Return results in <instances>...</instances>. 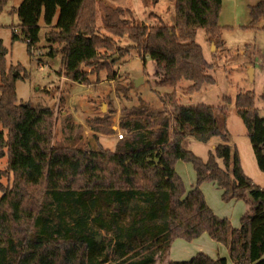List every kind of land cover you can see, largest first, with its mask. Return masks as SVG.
Segmentation results:
<instances>
[{
    "label": "trees",
    "instance_id": "trees-1",
    "mask_svg": "<svg viewBox=\"0 0 264 264\" xmlns=\"http://www.w3.org/2000/svg\"><path fill=\"white\" fill-rule=\"evenodd\" d=\"M172 1L173 24L155 15L156 22L149 25L135 20L129 9L102 0H23L11 11L20 21L12 29L13 39L23 38L33 56L42 19L50 28L49 57L61 55L58 76L89 85L90 76L103 71L108 79L116 78L114 55L107 56L116 44L101 34L104 30L126 37L140 58L152 61L158 86L175 89L186 80L191 82L186 94L192 95L215 84L210 74L214 65L206 61L195 36L202 29L218 51L225 48L219 26L222 2ZM7 2L0 0V14ZM248 11L255 26L264 19V0ZM119 51L123 57L127 49ZM6 54L0 41V159H6L0 169V264H156L174 241L191 243L204 234L228 248L233 264H264V189L245 175L238 151L229 145L225 123L230 98L218 109L187 106L173 92L161 96V112L139 98L137 106L122 112V139L114 151L98 142L82 147L68 118L63 123L68 133L55 144V110L19 102L20 67L8 68ZM123 90L127 95V87ZM234 106L264 173V118L255 97L240 92ZM104 128L113 132L111 125ZM187 137L200 143L218 138L220 144L202 160L183 148ZM90 139L97 140L95 135ZM177 162L191 164L195 172L196 184L188 191L175 171ZM10 177L5 185L3 178ZM204 183L222 190L223 202L246 204L238 228L214 214L200 189ZM169 264L227 260L200 252Z\"/></svg>",
    "mask_w": 264,
    "mask_h": 264
},
{
    "label": "rangeland",
    "instance_id": "rangeland-1",
    "mask_svg": "<svg viewBox=\"0 0 264 264\" xmlns=\"http://www.w3.org/2000/svg\"><path fill=\"white\" fill-rule=\"evenodd\" d=\"M22 1L8 0L4 11L0 14V41L7 50L5 59L8 68L20 67V77L16 82L19 102L28 103L32 108L44 107L55 110V144L62 141L68 133L63 129L64 119L68 118L72 120V136L80 138V142L77 141V143L82 147L85 148L84 144L90 141V146L94 147L98 142L105 150L114 151L119 134H123L118 127L122 112L124 109L130 110L137 106L139 98L156 112H161L163 109L161 96L173 92H176L181 104L187 106L207 105L218 109L225 105L224 98H230L231 103L227 105L225 123L230 134L229 145L238 151L245 175L255 185L264 189V173L257 167L246 128L234 106L237 94L250 92L255 97L259 116L264 118V19L255 26H251L248 11L249 6L254 5L258 0H221L219 26L225 46L223 50L218 51L210 43L204 30L197 31L195 42L202 47L206 61L214 65L210 74L214 77L215 84L204 86L201 92L192 95L186 94L191 84L186 80L181 81L175 89L158 86L155 83L152 61L148 57L140 58L137 51L130 47L126 37H112L104 30L101 34L111 37L116 44L114 51L107 53V56L114 55L112 60L115 64L111 69L116 73L115 80L108 79L107 71L90 76L89 85L59 77L57 72L61 66V55L49 57L51 47L47 34L50 28L43 23L42 19L39 21V43L35 47L33 56L28 54L23 38L13 39L12 29L17 28L20 21L16 13L11 11L16 9ZM102 1L106 5L129 9L133 18L139 22L150 25L156 22L154 16L157 15L168 24H173L172 0ZM56 20L57 17L53 26ZM120 49H127L123 51V57H119ZM101 52L104 51L101 50ZM124 87L128 89L127 95L122 92ZM165 112L170 115L172 109L167 107ZM219 124L223 125L220 119ZM106 125H111L112 133L104 128ZM96 128H102V131H97L95 134ZM93 135L97 140L90 139ZM218 144H220L218 138H213L208 143H200L192 137H187L182 146L202 160H206L208 153ZM5 165L6 159H0V169H4ZM188 165L189 171L185 170L182 173L187 191L194 184V170L191 164ZM2 182L5 185L10 184L11 177L3 178ZM203 186L205 187L203 195L214 214L220 218H226L233 228H238L242 216L248 209L246 204L243 201H240L238 205L225 203L221 199L222 190L216 185L206 183ZM220 246H223L227 252L224 251L225 255L217 257L227 258L228 264H233L229 259L228 248L221 244ZM209 248L207 246L206 253H209ZM181 251L182 258H174L175 253L179 254L178 245L175 244L170 253H167L163 260L158 259L156 264H168L171 261L186 262L190 259L189 255L197 253L196 245L185 246L184 249L181 248ZM210 255L214 257L213 250L210 251Z\"/></svg>",
    "mask_w": 264,
    "mask_h": 264
},
{
    "label": "crops",
    "instance_id": "crops-1",
    "mask_svg": "<svg viewBox=\"0 0 264 264\" xmlns=\"http://www.w3.org/2000/svg\"><path fill=\"white\" fill-rule=\"evenodd\" d=\"M118 124H119V123H118ZM117 128H118V127H117ZM115 129H116V128H115ZM183 142H184V141H183ZM189 168H190V166H189L188 164H186V163H182V162H177L176 165H175V171H176V173L180 176V178L182 179L183 183H184V178H183V176H182V173H183L185 170L189 171ZM193 178H194V182H193L194 184L192 185V187L195 186V184H196V175H195V172H194V176H193ZM204 184H206V183H204ZM204 184H202L201 187H200V189H201V191L203 192V194H204V192H205V187L203 186ZM212 184H214V183H212ZM214 185H215V184H214ZM192 187H190V189H191ZM221 193H222V192H221ZM230 203H236L235 205H238V203H241V202H240V201H231ZM243 211H245V207H243ZM175 244L178 245L179 254L175 253V255H173L174 258H182V256H181V254H182L181 248L184 249L185 246L192 245V244H193V245H196V250H197V253H196V254L202 252V253H205V254L209 255L210 257H212V258H214V259H215V258H218L217 256H220V255H222V254L225 255V254H226L225 252H227V250H225V249L223 248V246H220V244L211 241V240L208 238V236H207L206 234L202 235L200 238H198V239L192 241L191 243H187V242H185V241H183V240H176V241H174L173 244L171 245V248H170V250L168 251V253H170V251L172 250V248H173V246H174ZM179 246H180V247H179ZM207 246L210 247V248L208 249V252H209V253H206V251H205V250H207V249H206ZM211 250H213V253L215 254L214 257L210 255V251H211ZM224 251H225V252H224ZM196 254H195V255H196ZM195 255H194V254L189 255V256H190L189 258L191 259V258L194 257ZM224 257H226V256H224ZM190 259H188V261H189ZM225 259L227 260V264H228V259H227V258H225ZM162 260H163V259H162ZM171 262H173V261H171ZM168 264H169V263H168Z\"/></svg>",
    "mask_w": 264,
    "mask_h": 264
},
{
    "label": "built area",
    "instance_id": "built-area-1",
    "mask_svg": "<svg viewBox=\"0 0 264 264\" xmlns=\"http://www.w3.org/2000/svg\"><path fill=\"white\" fill-rule=\"evenodd\" d=\"M15 32H17V31L15 30ZM118 138H119V139H122V135H121V134H119Z\"/></svg>",
    "mask_w": 264,
    "mask_h": 264
},
{
    "label": "water",
    "instance_id": "water-1",
    "mask_svg": "<svg viewBox=\"0 0 264 264\" xmlns=\"http://www.w3.org/2000/svg\"><path fill=\"white\" fill-rule=\"evenodd\" d=\"M98 241H100V238H97Z\"/></svg>",
    "mask_w": 264,
    "mask_h": 264
}]
</instances>
